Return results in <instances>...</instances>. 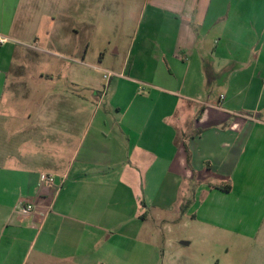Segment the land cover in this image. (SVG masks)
Instances as JSON below:
<instances>
[{"label": "crops", "instance_id": "obj_1", "mask_svg": "<svg viewBox=\"0 0 264 264\" xmlns=\"http://www.w3.org/2000/svg\"><path fill=\"white\" fill-rule=\"evenodd\" d=\"M104 1L0 0V264H160L169 213L264 264V0Z\"/></svg>", "mask_w": 264, "mask_h": 264}, {"label": "rangeland", "instance_id": "obj_2", "mask_svg": "<svg viewBox=\"0 0 264 264\" xmlns=\"http://www.w3.org/2000/svg\"><path fill=\"white\" fill-rule=\"evenodd\" d=\"M143 3L144 0H132L131 6L139 14ZM104 5L105 10H111L114 7L111 0H105ZM101 13L103 16L97 21L99 29L92 35L103 42L107 37H116L117 32L109 30L110 26L112 28L116 26L115 21L108 23L107 15ZM39 34L43 40V33ZM92 47L93 42L90 50ZM107 48L110 49L111 47L108 46ZM35 53L43 55L42 53ZM90 59L87 62L91 64L96 60V58L92 61ZM111 64V62L106 61L101 65L97 64V66L109 72ZM41 68L43 69V66ZM36 72L35 70L32 74L34 75ZM173 217L170 213L166 214L165 219L170 220L168 223H160V221L158 223L151 216L147 221V229L160 236V250L162 252L160 264H254L251 240L245 239L241 243L234 244L232 238H227L223 242L218 240L215 235L204 230L201 231L197 223H193V226L192 224L183 226L184 222L182 224L181 222H171ZM166 240H170V246H168V242L165 243ZM183 242H188V245H183ZM134 243L135 241L114 236L111 240L97 247V257L105 259L107 264H127ZM110 257H114L115 261L111 260ZM146 264H157V260L153 256H149L146 258Z\"/></svg>", "mask_w": 264, "mask_h": 264}, {"label": "built area", "instance_id": "obj_3", "mask_svg": "<svg viewBox=\"0 0 264 264\" xmlns=\"http://www.w3.org/2000/svg\"><path fill=\"white\" fill-rule=\"evenodd\" d=\"M8 39L7 38H0V43H7ZM111 76H113V73L111 72H107L104 71V77L106 79H109ZM218 108H221V104L218 105ZM56 182V177L53 175H49V174H41L40 176V181H39V187L40 188H44L46 186H50V185H54ZM35 207L33 206V204H25V203H19L16 207H15V211L21 215H30L34 212Z\"/></svg>", "mask_w": 264, "mask_h": 264}, {"label": "trees", "instance_id": "obj_4", "mask_svg": "<svg viewBox=\"0 0 264 264\" xmlns=\"http://www.w3.org/2000/svg\"><path fill=\"white\" fill-rule=\"evenodd\" d=\"M220 188H221V187H220ZM222 189L229 191V190H231V186H230V185H227V186H225V187H222Z\"/></svg>", "mask_w": 264, "mask_h": 264}]
</instances>
